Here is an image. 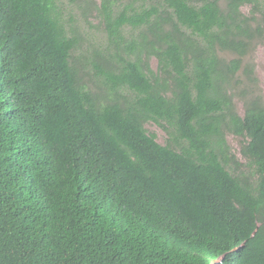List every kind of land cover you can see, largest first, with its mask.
Listing matches in <instances>:
<instances>
[{"label": "trees", "instance_id": "obj_1", "mask_svg": "<svg viewBox=\"0 0 264 264\" xmlns=\"http://www.w3.org/2000/svg\"><path fill=\"white\" fill-rule=\"evenodd\" d=\"M58 1L0 0V264H264V0H101L93 61Z\"/></svg>", "mask_w": 264, "mask_h": 264}, {"label": "rangeland", "instance_id": "obj_2", "mask_svg": "<svg viewBox=\"0 0 264 264\" xmlns=\"http://www.w3.org/2000/svg\"><path fill=\"white\" fill-rule=\"evenodd\" d=\"M159 1L160 3L162 2V0ZM130 2L134 3V6L139 8L157 4V0H121L122 5ZM58 5L62 10V14L67 24L69 26L75 25V30L80 36L81 44L73 53L74 56L78 58L84 55L93 61L96 52L104 53L109 42L105 27L101 22V0H59ZM221 6L225 7L224 1L221 2ZM242 12L245 15H250L251 7H243ZM139 32L140 30H133L128 27L125 30V36L128 39L136 38L139 35ZM220 55L228 60L236 58V55L230 52H223ZM150 65L156 70L157 60L155 58L151 59ZM245 66L252 67L254 71V81H248L243 70L240 72L239 80L241 83L236 85L232 92L236 111L240 115L244 114L245 104L249 99L259 98L264 105V34L260 37H256L250 43L248 53L243 58V67ZM90 69L92 73H94L93 67H90ZM91 86L95 92H98L99 87L102 85L99 84L97 77H94ZM145 127L149 133L156 135L157 141L160 144H167L170 137L159 124L149 122ZM227 143L230 146L232 154L235 156L236 162L242 164L246 163L240 151L241 139L232 134H228ZM235 167L236 165L233 163L232 168L235 169ZM242 169L248 173L247 169L244 167H242Z\"/></svg>", "mask_w": 264, "mask_h": 264}]
</instances>
